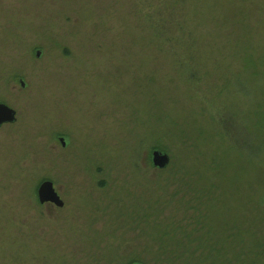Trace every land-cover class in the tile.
Here are the masks:
<instances>
[{
    "label": "rangeland",
    "instance_id": "374dc122",
    "mask_svg": "<svg viewBox=\"0 0 264 264\" xmlns=\"http://www.w3.org/2000/svg\"><path fill=\"white\" fill-rule=\"evenodd\" d=\"M0 103V264H264V0H0Z\"/></svg>",
    "mask_w": 264,
    "mask_h": 264
},
{
    "label": "water",
    "instance_id": "95a60500",
    "mask_svg": "<svg viewBox=\"0 0 264 264\" xmlns=\"http://www.w3.org/2000/svg\"><path fill=\"white\" fill-rule=\"evenodd\" d=\"M41 54L40 50L36 51V57ZM20 84L24 87V82L20 80ZM16 121V111L4 103H0V126L4 123H13ZM60 143L65 146L63 137L59 138ZM170 158L167 153L154 149L151 153V164L157 169H164L169 164ZM37 198L40 204L52 203L57 207L64 205L63 200L56 192L53 183L49 180L41 182L37 188Z\"/></svg>",
    "mask_w": 264,
    "mask_h": 264
},
{
    "label": "trees",
    "instance_id": "16d2710c",
    "mask_svg": "<svg viewBox=\"0 0 264 264\" xmlns=\"http://www.w3.org/2000/svg\"><path fill=\"white\" fill-rule=\"evenodd\" d=\"M161 30H162V29H161ZM164 43H166V44H170V45H171V40L166 39V40L164 41ZM186 44H189L187 40H186ZM190 44H194V41L191 40V43H190ZM221 253H223V252L221 251V249H218V256L222 255ZM209 255H210V253H209ZM221 257H222V258H221L220 263H224V264H226V263H231V262H232V256H231V255H228V254H227V256L225 257V255L223 254ZM187 264H189V263H187Z\"/></svg>",
    "mask_w": 264,
    "mask_h": 264
},
{
    "label": "flooded vegetation",
    "instance_id": "af4514ba",
    "mask_svg": "<svg viewBox=\"0 0 264 264\" xmlns=\"http://www.w3.org/2000/svg\"><path fill=\"white\" fill-rule=\"evenodd\" d=\"M60 138V137H59Z\"/></svg>",
    "mask_w": 264,
    "mask_h": 264
}]
</instances>
